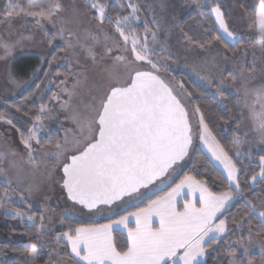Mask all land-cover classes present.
Segmentation results:
<instances>
[{
    "label": "snow or ice",
    "instance_id": "1",
    "mask_svg": "<svg viewBox=\"0 0 264 264\" xmlns=\"http://www.w3.org/2000/svg\"><path fill=\"white\" fill-rule=\"evenodd\" d=\"M194 2L198 9L208 5V0H203V3L200 0ZM84 4L92 10L93 18L99 25L103 26L105 21L113 25L120 39L117 40L106 32L103 34L104 51L100 59L110 58L111 63L105 66L101 83L96 86L95 94L85 106L88 114L72 106L75 90L80 85L79 79L73 83L71 90L67 87L61 89L68 97L62 101L61 107L71 109L70 119L76 126L75 131L71 139L66 133L62 143L55 142V152L44 151L41 154L54 157L55 163L62 168V187L67 193V198L88 212L108 211L110 217L119 214L118 202L131 204L140 196L150 199L149 193H153L154 188L162 189L166 183L162 177L170 179L176 172L173 166L188 156L194 134H198L200 142L207 148L212 159L227 173L228 190L214 192L204 181L185 176L166 195L151 200L146 208L121 215L119 219L110 218V222L106 224L69 228L57 235L54 243L58 248L70 249L64 255L71 264H206L203 258L208 250L213 245L220 244L223 238L225 252L231 257L228 264H243L237 261L236 252L240 247L244 249L245 256H248L251 246L255 243L252 235L254 220L259 226L255 235L260 237L264 234V198L257 202L244 197L240 184V169L233 162L229 151L213 135L199 105H195L192 113L198 117V127L193 129L188 112V97L191 92L185 88L183 82H180L177 88L162 75V71H170V66L164 61L173 59L172 54L165 46H159L157 52L156 47L149 45V37L153 45L158 39L156 31L148 26L149 22H145L143 37L133 27V23L139 21L141 5L133 0H119V10L113 18L108 14L107 6L102 0H84ZM208 6L214 15L213 23L217 27L214 30L205 27L204 31L208 35L204 40H198L181 29L182 39L188 45H195L200 49L210 47L213 42L221 43L225 48L223 59L227 61L228 53L231 52L234 56L237 46L244 42L243 38L230 28L219 3ZM125 9L128 11L125 12ZM252 10L253 18L249 29L255 33L253 43L264 52V0H256ZM62 11L64 7L60 0H28L26 6L9 0L3 10H0V16L10 23L13 18L22 15L32 17L35 24L41 27L45 21L55 27L57 20L53 17L59 19L58 14ZM199 14L203 16V12ZM151 24L157 25L155 18ZM100 31L103 32L102 27ZM64 32L61 27L57 35L65 40L67 49L76 45L85 47L80 39H77L76 45L73 44L70 30L67 36ZM55 38L54 35L49 39L50 45ZM83 39L92 41V45L87 46L86 50L93 62H96L93 48L101 42L100 36L86 32ZM0 47L7 55L16 44L0 41ZM113 52L120 54L112 55ZM209 63L216 67V58L213 57L210 62L205 61V64ZM191 69L199 79L207 80L209 86L216 83L215 95L224 97L223 71L217 83L214 77L201 74L203 65L194 63ZM257 71L255 62L251 67L241 64L238 70L228 71L227 77L233 82L239 77L241 87L238 91L243 101L237 104L241 110L239 119L251 121L253 131L258 134V144L264 145V83L252 85ZM259 72L264 75V68ZM56 75L61 73L57 72ZM9 76L14 80L11 73ZM66 83V80H61L57 87ZM52 99L61 101V96L53 93ZM48 111V105L41 104L39 112L32 118V127L27 134L21 132V143L27 150L29 163H35L32 154L38 151L33 147V142L40 145L41 149L45 147L39 133L43 128V120L47 118L44 114ZM0 121L16 127L5 113H0ZM236 128L237 132H242L239 123ZM17 131L20 129L17 128ZM247 136L248 133L243 132L242 136L234 137L232 151L236 156L240 155V146L248 142ZM52 143L48 141V144ZM6 155L16 156L17 153L0 151V161H3ZM259 168L260 171L250 177L253 185L258 181L264 182V155L260 156ZM0 174H4L3 169H0ZM158 180L160 183L156 184ZM34 187L30 186L29 192ZM185 188L190 195L199 192V197L195 202L185 200L183 209L178 210L176 198L182 195ZM142 189L147 191L142 192ZM12 196V191L3 192L0 197V212L6 216L13 215L14 218L23 219L25 213L19 210L11 213L6 208V204L12 202ZM237 196L244 197L247 211L239 220L229 221L225 214L231 206L230 202ZM125 197L128 199L125 200ZM153 216L159 220L157 228L152 227ZM132 218L135 221L134 228L130 227ZM28 220L32 221L33 216H28ZM40 220H44L43 215ZM229 222L234 227L229 228ZM246 227L247 244L243 243L245 237L242 234L231 243L228 242ZM119 228L127 230V245L123 250L113 241V232ZM50 251L60 256L56 248ZM25 252L31 264H36L38 244L31 243L25 248ZM260 254L264 260V243L260 244ZM55 264H63V256H60ZM247 264H252V260L248 259Z\"/></svg>",
    "mask_w": 264,
    "mask_h": 264
},
{
    "label": "rangeland",
    "instance_id": "2",
    "mask_svg": "<svg viewBox=\"0 0 264 264\" xmlns=\"http://www.w3.org/2000/svg\"><path fill=\"white\" fill-rule=\"evenodd\" d=\"M60 2L63 4L64 11L58 14L59 19L53 17L54 20H57L55 27L46 21L43 22V27L36 25L32 17L21 15L13 18L9 23L5 17L0 16V41L16 44V47L7 55L4 54L3 48L0 47V100H14L19 97L39 77L41 70L45 67L48 56L57 47H62L64 49L62 65L68 67L69 76L66 78V85L61 84L60 89L57 91V94L61 96V101L52 100L50 105L53 106V109H50L48 106L50 111L44 114L47 118L43 120V128L39 136L40 138L49 136L58 130L64 140L66 133L69 139L72 138V133L75 131L76 126L70 119L71 109L61 107L62 101L68 99L61 92V89L67 87L71 90L73 83L79 79L80 85L75 90L76 95L72 99V106L88 114L85 106L90 103L91 96L95 94L96 86L101 83L105 66L111 63L110 58L100 59L104 51L103 34L106 32L109 36L117 40L120 38L118 33L105 23L103 26L99 25L93 18L94 15L90 13L83 3H74L70 2V0H60ZM8 3L9 0H0V10H3ZM215 3L221 5V9L225 13L230 28L236 34L240 35L244 41L238 47L234 56L231 52L228 53L229 59L227 61L223 59L225 48L218 42H214L210 47L206 46L205 49H200L195 45H188L182 39L181 22L192 13H200L202 11V8L198 9L192 0H144L143 11L146 14L145 22H149L148 26L156 31L158 38L157 43L153 45L149 37V45L156 47L157 52L159 46H165L172 54L173 59L164 61L170 66V71L168 73H163L162 71V75L177 88H179V85L172 78V74L185 72L196 82L205 86L213 96L219 99L221 98L215 95L216 83L209 86L207 80H201L192 73L191 65L197 63L204 66L201 74L214 77L217 83L221 79V71H223L225 78L224 93L231 92L236 94L240 103H242L241 94L238 91L241 87V81L238 77L233 82L227 77V72L238 70L241 64L251 67L253 62H255V67L258 71L255 73L256 79L252 82V85L264 83V75H261L259 72L260 69L264 68V52L260 51L259 46L254 45L253 37L255 33L246 26L238 0H208V5L214 6ZM208 5L204 8H210ZM153 18L157 21L158 31L157 25L151 24ZM140 21L141 19L139 18V21L133 24L140 23ZM61 27L65 30V36L68 35L69 30L71 31L74 45H76L77 39H80L85 44V47L82 48L76 45L71 49H67L65 40L57 35ZM101 27L103 32L100 31ZM86 32L96 33L100 36L101 42L93 48V51L96 53V62H93L86 50L87 46L92 45L91 40L84 41L83 39ZM137 32L141 37L145 35L143 30ZM54 35L56 38L52 40L50 45L49 39ZM121 43H123L122 40ZM117 54L120 53H112V55ZM22 55L37 56L39 65L31 77L20 79L14 75L12 67L14 61ZM213 57L216 58V67H212L210 63L205 64V61L210 62ZM9 73L14 77V80L10 79ZM81 73L82 75H76ZM193 110L189 103L188 112L190 114V121L193 129H195L198 127V117L192 115ZM246 115L247 113L245 111ZM240 127L242 129L241 136L243 132L248 133L246 138L248 142L240 146V155H235L236 159L241 162L245 160H257L260 162V156L264 155V145L258 144V134L253 131L251 121L243 119ZM193 140L194 144H201L208 157L227 176L223 167L212 159L207 148L200 142L198 134H194ZM33 147L38 149V151L32 154L35 160L34 164L29 163L27 150L21 143L18 131L11 125L0 121V151L5 153L15 151L17 153L16 156L6 155L5 159L0 161V169L4 170V174H0V184L4 185L7 190L13 192L12 202L7 203L6 208L11 213H15L17 210L25 213L23 219L15 217L17 221H26L32 226L38 224L39 242L36 264H55V261L60 259V256L56 252H51L50 249L56 248L59 253L61 250L51 241L50 234L62 231L65 219L76 218L84 221L99 222L112 218L115 215L110 217L108 211L103 213L87 212L78 205L71 203L67 199L62 187V168L55 163L54 157H45L41 154L44 151L55 152L57 149H41L35 142H33ZM186 163L175 167V174L170 179L168 177L164 179L166 183L162 186V189H155L152 186L154 192L149 193V196L151 197L169 186L181 174ZM9 181H11V186H9ZM250 183L253 185L252 181ZM30 186H35L31 192L28 190ZM4 191L1 192L0 197H2ZM146 191L145 189L142 192ZM21 197H23V201H21ZM144 199L147 198L140 196L138 199H134L131 204H123L121 202L117 211L121 213L131 205L139 203ZM30 215L33 216L32 221L28 220V216ZM42 215L44 216L43 221L40 220ZM6 217L14 216H6L3 212H0V220ZM41 224H43V231H41ZM9 238L0 231V243L9 240ZM253 240L255 243L251 246L247 257L244 254V249L239 247V254L236 255L237 261H239V256H242L246 264L248 259L252 260V264H264V260H262L260 254V244L264 243V241L261 239ZM44 257L47 260L40 263L39 259ZM63 264L71 263L63 259Z\"/></svg>",
    "mask_w": 264,
    "mask_h": 264
},
{
    "label": "trees",
    "instance_id": "3",
    "mask_svg": "<svg viewBox=\"0 0 264 264\" xmlns=\"http://www.w3.org/2000/svg\"><path fill=\"white\" fill-rule=\"evenodd\" d=\"M194 2V0H192ZM13 3H20L27 5L28 0H12ZM70 2H81L84 4V0H70ZM102 2L107 6V12L113 18L116 16L119 10L117 4L119 0H102ZM133 2H138L141 5L140 11V23L133 24L136 31H144V25L146 20V14L143 11L144 0H133ZM203 3V0H200ZM239 5H244L241 7L246 26L249 28V24L252 22L253 10L252 5L256 3V0H238ZM195 3V2H194ZM196 4V3H195ZM85 6V4H84ZM247 9V11L245 10ZM90 13L94 15L91 9L88 8ZM128 10L125 9V12ZM203 16L199 13H192L189 17L185 18L180 25V29L187 32L190 36L197 38L198 40L206 39L208 33L204 31L207 27L210 30H214L217 26L214 25V16L211 14L210 8H202ZM122 15L125 13H121ZM111 29L114 30L113 25H110L105 21ZM183 33V32H182ZM214 43V42H213ZM212 43V44H213ZM221 44V43H220ZM223 47L224 45L221 44ZM240 45L237 46V49ZM63 51L62 47H57L47 59L45 67L41 70L39 77L16 99L14 100H0V113H5L9 116L13 123L16 125L14 127L20 129L18 131L20 138L21 132L27 134L28 130L33 125V116L39 112L41 104H46L53 109L51 106L52 94L57 93L61 85L57 87L61 80H66L69 76V69L67 66L62 65L63 61ZM55 57V60H53ZM51 62V63H50ZM39 65V59L35 55H22L19 56L13 63V73L17 78H29L35 72ZM59 72L61 75L57 76L56 73ZM172 78L179 85L183 82L185 88L191 92V96L188 97L192 109L195 105H199L206 122L209 124L213 135L216 137L217 141L229 151V154L233 158V162L236 163L237 168L240 169V184L241 188L244 190V197L249 199H254L259 201V199L264 198V182H257L251 185L250 177L255 175L260 171L259 162L257 160H245L243 162L238 161L235 157L232 145V141L236 135H241V132H237V123L242 124L241 110L237 107L238 102H240L238 96L234 93L227 92L223 98H216L211 94V92L202 84L196 82L189 74L185 72H179L172 74ZM39 86V87H37ZM19 109V111H17ZM42 143L45 148L56 149L54 147L55 142H63L62 135L58 130L54 131L49 136L41 137ZM48 141L53 143L50 145ZM40 147V145H38ZM183 168L181 174L164 190L155 195L151 196L150 199H144L139 203L131 205L128 209L115 215L111 219H119L121 215H127L129 212L138 211L139 208H146L151 200H155L158 197L166 194L172 188L176 186L185 176H192L194 178L200 179L206 183L211 191L214 192H224L228 190V185L226 183L225 174L214 164V162L208 157L204 152L199 143H193L191 153ZM184 162V163H185ZM3 190H7L6 187L0 184V194ZM244 197L237 196L231 206L227 209L226 217L231 220H239L243 215H245L247 209L245 207ZM38 213L37 211H34ZM110 222L109 219H104L99 222L84 221L76 218H67L64 221V227L62 231H67L69 228H75L79 226H88L92 224H106ZM39 223V221H38ZM253 239H261L264 241V234L257 237L255 233L259 230L258 223L253 221ZM38 224L32 226L26 221H17L14 217H6L0 220V231L1 233L7 235L9 240L0 243V264H31L25 248L31 243L39 242L38 238ZM229 228L234 227V225L229 222ZM62 231L50 234V239L54 242L55 237L59 235ZM244 235L245 240L243 243H247V227L242 230V232L237 233L236 236H232L228 241L235 240L237 236ZM114 243L121 250L126 248L127 236L121 231H115L113 233ZM60 256L63 259L71 263L64 255L69 252L68 248H60ZM239 254V247L237 248L236 255ZM231 259L225 252V245L222 242L218 245H213L206 254V264H228ZM47 260L45 257L39 259V262ZM239 261L246 264L245 259L239 256ZM44 264V263H42Z\"/></svg>",
    "mask_w": 264,
    "mask_h": 264
},
{
    "label": "crops",
    "instance_id": "4",
    "mask_svg": "<svg viewBox=\"0 0 264 264\" xmlns=\"http://www.w3.org/2000/svg\"><path fill=\"white\" fill-rule=\"evenodd\" d=\"M242 121H243V119H242ZM200 146H201V144H200ZM202 147V146H201ZM203 149V148H202ZM170 185V184H169ZM168 187V186H167ZM166 187V188H167ZM166 188H164V189H166ZM163 189V190H164ZM172 190V189H171ZM170 190V191H171ZM162 191V190H161ZM161 191H159V192H161ZM170 191H168V192H170ZM159 192H157V193H159ZM155 195V194H154ZM164 195H166V194H164ZM164 195H162V196H164ZM153 196V195H152ZM183 197V198H182ZM198 197H199V192H196L194 195H190V194H188V189L187 188H185L184 190H183V192H182V195L181 196H178L177 198H176V201H177V203H176V207L178 208V210H182L183 209V205H184V203H185V200H189V201H193V202H195L197 199H198ZM236 198V197H235ZM235 198L230 202V205L234 202V200H235ZM197 206H199V205H197ZM151 223H152V227L153 228H157V227H159V220H158V218L157 217H155V216H153L152 218H151ZM130 227H135V221H134V218H132L131 220H130ZM116 231H121V232H123V233H125L126 234V236H127V230L126 229H123V228H119V229H117ZM115 232V231H114ZM113 232V233H114ZM113 241H114V239H113ZM204 260L206 259V256L203 258Z\"/></svg>",
    "mask_w": 264,
    "mask_h": 264
},
{
    "label": "water",
    "instance_id": "5",
    "mask_svg": "<svg viewBox=\"0 0 264 264\" xmlns=\"http://www.w3.org/2000/svg\"><path fill=\"white\" fill-rule=\"evenodd\" d=\"M190 124H191V121H190ZM193 143H194V140H193ZM193 143H192V146L190 147V149H189V154H188V156H186L183 160H181V161H178L177 162V164L176 165H174L173 167L175 168L176 166H178V165H181V164H183L186 160H187V158L189 157V155H190V153H191V149H192V147H193ZM170 172H171V169L169 170ZM62 175H63V172H62ZM166 177H162V179H165ZM158 182H160L159 180L158 181H156V184L158 183ZM150 187H152V185H150ZM143 190H145V189H142L141 191H143ZM65 191V190H64ZM65 194H66V197H67V193H66V191H65ZM68 199V198H67ZM125 199H127V197H125ZM69 200V199H68ZM71 203H73L71 200H69ZM118 203H121V202H118ZM74 204V203H73ZM77 205V204H76ZM79 207H81L80 205H78ZM82 208V207H81ZM84 210H86V209H84ZM87 211V210H86ZM88 212V211H87Z\"/></svg>",
    "mask_w": 264,
    "mask_h": 264
}]
</instances>
